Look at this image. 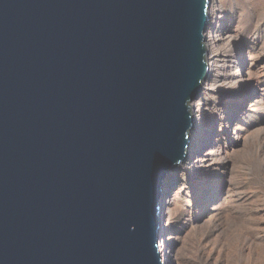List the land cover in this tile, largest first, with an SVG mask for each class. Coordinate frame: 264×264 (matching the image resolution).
<instances>
[{
    "label": "water",
    "instance_id": "obj_1",
    "mask_svg": "<svg viewBox=\"0 0 264 264\" xmlns=\"http://www.w3.org/2000/svg\"><path fill=\"white\" fill-rule=\"evenodd\" d=\"M209 9L0 0V264H180L172 170L197 123Z\"/></svg>",
    "mask_w": 264,
    "mask_h": 264
},
{
    "label": "rangeland",
    "instance_id": "obj_2",
    "mask_svg": "<svg viewBox=\"0 0 264 264\" xmlns=\"http://www.w3.org/2000/svg\"><path fill=\"white\" fill-rule=\"evenodd\" d=\"M223 4L228 16L224 32L234 40L235 82L207 93L204 108L212 140L222 138L231 161L220 163L227 174L201 177L197 186L189 181L193 169L180 179L174 205L184 195L186 202L169 238L180 264L186 252L188 264H264V0H223ZM243 73L247 79L254 75L249 85L241 82ZM245 100L249 101L241 105ZM201 134L195 155L199 164L198 152L206 141L205 131ZM178 234L185 245L180 254ZM166 249L164 240V254Z\"/></svg>",
    "mask_w": 264,
    "mask_h": 264
},
{
    "label": "bare ground",
    "instance_id": "obj_3",
    "mask_svg": "<svg viewBox=\"0 0 264 264\" xmlns=\"http://www.w3.org/2000/svg\"><path fill=\"white\" fill-rule=\"evenodd\" d=\"M210 2V12L213 15V30L207 35L206 47H207V63H208V73L205 81L201 84L197 94L191 100L190 113L199 119V124L192 122L191 128L189 129V143L187 145L186 154L184 156L183 162L176 166L173 170V185L179 189L178 186L182 184L181 178L184 173L190 169H193L194 174L190 178V182L197 186L200 181L199 178L207 177L208 179H215L217 175L222 174L225 168L220 163H226L229 161V156L225 153L224 142L221 137H214L212 140L211 129L209 118L206 116V110L204 106V97L207 93L215 90L218 85H229L233 84L234 81V62L235 53L231 50V45L234 40L225 33V26L227 21L226 8L223 4V0H209ZM225 31V32H224ZM229 34V33H228ZM224 57V63H221V58ZM241 71V70H240ZM254 76V75H253ZM247 79L246 74L243 73L241 76V82L244 86L251 83V77ZM233 86V85H232ZM219 88V87H218ZM223 88V86H222ZM220 89V88H219ZM249 100H245V103H240L241 105L246 104ZM226 104V103H225ZM220 109V108H219ZM233 113L230 114V119L233 117ZM226 116V115H224ZM201 130L205 131L206 141L204 143V148L198 152L201 155L200 164L199 161H195V155L197 154L198 142L203 137ZM236 132V131H234ZM237 134V133H235ZM213 141V142H212ZM212 146V147H211ZM210 148L209 151H207ZM227 165V163H226ZM226 167V166H225ZM193 173V172H192ZM227 174V173H223ZM183 180V179H182ZM183 187V186H182ZM203 188V187H202ZM202 190V189H201ZM185 195L183 199H179L176 203L175 210L171 217L170 229L176 228L178 219L180 218L182 206L185 204ZM185 249L184 239L178 234V254L183 252ZM188 253H185V257L182 258V264H188L187 262Z\"/></svg>",
    "mask_w": 264,
    "mask_h": 264
}]
</instances>
